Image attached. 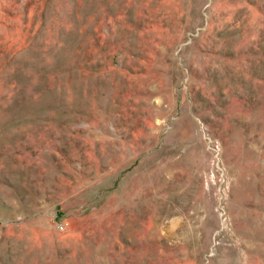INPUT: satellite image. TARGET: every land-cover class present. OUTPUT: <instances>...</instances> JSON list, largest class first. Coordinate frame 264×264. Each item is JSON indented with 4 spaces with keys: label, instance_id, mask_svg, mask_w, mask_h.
I'll return each instance as SVG.
<instances>
[{
    "label": "rangeland",
    "instance_id": "1",
    "mask_svg": "<svg viewBox=\"0 0 264 264\" xmlns=\"http://www.w3.org/2000/svg\"><path fill=\"white\" fill-rule=\"evenodd\" d=\"M0 264H264V0H0Z\"/></svg>",
    "mask_w": 264,
    "mask_h": 264
},
{
    "label": "built area",
    "instance_id": "2",
    "mask_svg": "<svg viewBox=\"0 0 264 264\" xmlns=\"http://www.w3.org/2000/svg\"><path fill=\"white\" fill-rule=\"evenodd\" d=\"M63 227L62 226H59V229H62Z\"/></svg>",
    "mask_w": 264,
    "mask_h": 264
}]
</instances>
